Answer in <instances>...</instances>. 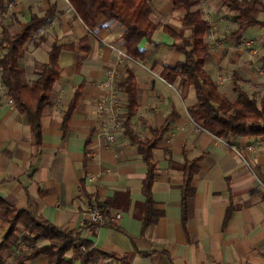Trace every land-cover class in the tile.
Returning <instances> with one entry per match:
<instances>
[{
    "label": "crops",
    "instance_id": "crops-1",
    "mask_svg": "<svg viewBox=\"0 0 264 264\" xmlns=\"http://www.w3.org/2000/svg\"><path fill=\"white\" fill-rule=\"evenodd\" d=\"M259 1L257 20L264 22V0ZM151 7L152 18L170 33L155 31L150 41L140 43L143 60L116 66L112 46L123 47L118 23L92 33L67 0H0V36L3 26L14 35L33 16L48 18L24 44L19 64L27 84L48 61L51 46L63 47L37 140L26 115L0 93V198L17 211L30 210L64 232H76L90 243L88 264H264V135L219 139L194 127L188 113L195 103L193 87L162 78L165 66L184 60L172 34L189 35L190 30L168 0H152ZM198 9L210 26L204 70L215 86L231 102L237 90L264 98V76L257 74L264 69V26L241 30L237 12L220 0H199ZM39 37L42 42L34 46ZM243 41H250L255 54ZM112 71L125 105L120 84L128 72L133 75L136 107L106 145L98 137L97 101L109 91ZM166 122L150 150V211L144 193L149 166L133 137L151 140ZM194 161L183 200L185 166ZM90 195L105 206L108 223L99 228L85 213L83 199ZM153 215L155 221L144 227L143 220ZM5 231L0 221V241ZM23 231L18 223L16 234ZM17 252L5 250L0 264L11 262ZM65 257L68 264H82L73 251ZM47 263L45 255L25 262Z\"/></svg>",
    "mask_w": 264,
    "mask_h": 264
},
{
    "label": "trees",
    "instance_id": "trees-1",
    "mask_svg": "<svg viewBox=\"0 0 264 264\" xmlns=\"http://www.w3.org/2000/svg\"><path fill=\"white\" fill-rule=\"evenodd\" d=\"M76 16L85 24L90 32L96 33L100 28L116 22L122 28L121 40L123 48L134 61H141L145 57V50L140 43L150 41L152 34L162 29L170 33L160 21L152 18V0H67ZM172 4V12L181 13V22L190 30L189 35L184 31L172 34L176 42L173 46L184 55V60L175 66H165L162 78L170 84L192 86L195 92V103L188 109L191 119L215 137L222 139L227 136L253 137L264 135V98L237 90L234 102L220 92L212 78L205 72L204 64L209 59V45L205 36L210 31L206 20L200 16L199 0H168ZM230 10L237 12V19L243 30L248 26L261 25L257 20L261 2L259 0H220ZM101 20V22H100ZM48 22L45 16H33L29 23L22 24L17 34H10L3 26L0 36V50L4 53L0 57L2 81L6 87V94L16 109L26 115L34 139L40 135V118L44 108L49 103V94L53 83L59 77L57 64L62 45L53 44L48 50V61L35 72L30 83L25 82V71L19 61L23 58L24 44L35 33L39 32ZM39 37L34 46L42 42ZM120 88L126 96L125 122L134 113L136 107V87L134 77L128 72ZM76 105L75 99L70 103L63 117L65 127L72 109ZM168 122L160 131H154L151 140H138L139 149L149 166V173L144 181L146 206L151 211L150 185L153 179L154 165L150 161V150L156 146L159 133L164 132ZM123 126V127H124ZM196 162L185 166L186 185L183 189V200L189 195V182L195 172ZM102 207L105 206L102 204ZM105 210V209H104ZM105 215V211H104ZM157 215L147 216L143 226L153 223ZM0 221L6 226V231L0 241V263L4 262V251L16 249L18 252L8 264H25L39 255H45L47 264H68L65 257L68 251H73L76 259L82 264H88L91 256L90 243L80 241L76 232H64L58 227L46 223L30 210L17 211L0 198ZM24 226L21 235L16 234L17 224ZM19 243L28 244L26 250L19 248Z\"/></svg>",
    "mask_w": 264,
    "mask_h": 264
},
{
    "label": "built area",
    "instance_id": "built-area-1",
    "mask_svg": "<svg viewBox=\"0 0 264 264\" xmlns=\"http://www.w3.org/2000/svg\"><path fill=\"white\" fill-rule=\"evenodd\" d=\"M241 44H245L251 54H255V50L251 49L250 41H243ZM112 49L115 53L114 63L116 66H124L126 61H132L131 57L127 54L123 47L112 46ZM3 53L4 52L0 50V57L3 55ZM257 74L264 76V69H258ZM117 76L118 74L115 71L109 73L106 81L109 91L97 101V114L100 120V130L98 132V137H100L106 145H109L114 141L116 132L124 126L125 122V103L116 93L114 87V80ZM0 93L4 96H7L6 87L1 77V69ZM9 101L11 100L9 99ZM192 122L195 128L204 130L200 125L194 121ZM248 148L252 149L253 147L250 146ZM90 180H93V178L91 177ZM83 204L85 205V213L88 216L89 223L91 225H93L95 228H99L108 223L104 215L102 203L96 196L90 195L85 197L83 199ZM116 218H119V215H116ZM19 248L21 250H26L28 248V244L19 243Z\"/></svg>",
    "mask_w": 264,
    "mask_h": 264
}]
</instances>
